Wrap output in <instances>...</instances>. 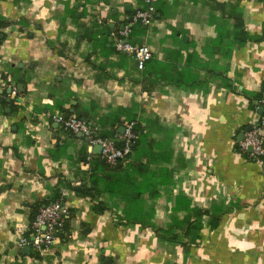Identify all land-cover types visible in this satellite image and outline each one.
<instances>
[{
	"label": "crops",
	"instance_id": "0c3cea01",
	"mask_svg": "<svg viewBox=\"0 0 264 264\" xmlns=\"http://www.w3.org/2000/svg\"><path fill=\"white\" fill-rule=\"evenodd\" d=\"M154 4L156 20L132 39L173 72L149 94L145 67L111 37L134 29L143 0H0V264H264V166L239 148L264 113V1ZM241 17L259 41L209 54ZM135 104L170 160L124 163L119 174L132 175L114 192L64 186L91 182L78 162L91 148L54 115L113 138L127 125L119 110ZM65 187L57 244L25 252L38 208Z\"/></svg>",
	"mask_w": 264,
	"mask_h": 264
},
{
	"label": "built area",
	"instance_id": "2783aa9c",
	"mask_svg": "<svg viewBox=\"0 0 264 264\" xmlns=\"http://www.w3.org/2000/svg\"><path fill=\"white\" fill-rule=\"evenodd\" d=\"M144 6L136 10L134 20L145 24H152L156 20V0H143ZM247 3H256L264 0H244ZM133 31L132 24H126L121 29L111 32L114 47L117 52L129 54L140 68H144L147 61L152 58L153 53L147 44H134L129 40ZM54 120L67 132L82 134L88 138V145L91 148L89 158L94 154L92 148L100 145L102 150L101 158L110 166H116L126 162L133 152V145L136 141L134 123L125 126L123 133L113 138H105L99 135L97 127L89 125L80 118L58 113ZM240 150L248 153L249 158L264 166V116H260L257 126L249 131L245 138L239 143ZM68 188H63L60 200L41 205L31 222V238L22 236L18 242L19 247L32 246L36 252L48 251L54 247L59 238L65 217L68 212V205L65 197L68 195Z\"/></svg>",
	"mask_w": 264,
	"mask_h": 264
},
{
	"label": "trees",
	"instance_id": "16d2710c",
	"mask_svg": "<svg viewBox=\"0 0 264 264\" xmlns=\"http://www.w3.org/2000/svg\"><path fill=\"white\" fill-rule=\"evenodd\" d=\"M239 1L242 2L244 0H239ZM4 23L0 19V25H4ZM145 31H146V24L137 21V25H135L131 35L128 38L134 44H138V41L133 40L132 38L135 37V35L137 34L142 35L143 33H145ZM226 38H229V40L224 42ZM256 40L259 41V38L250 35V33L245 29V22L243 17H241L238 22L236 21L234 31H230V34L227 33L223 34L220 32L219 36L215 40H213L206 47L205 50H207L209 54H211L212 52L213 53L216 52L215 49L228 54L229 51L232 50L235 45L239 44L243 46L246 45L248 42L256 41ZM191 65H192V61L189 58V64L187 65V67H190ZM172 72H173V61L170 63H163L153 57L149 59L145 65V71H144L145 74L143 78V84L145 85V89H146L145 91H147L149 94L153 93L154 85H156L161 79H166L171 81L170 74ZM245 94L248 95V97H250L251 99L256 97L254 93H250L248 91H246ZM119 111L123 115L128 116L126 121L127 125L134 123V132L137 137L133 145V152L129 157V159L126 162H124L125 164H127L128 162L130 163L132 160L142 161V159H146V162L143 163L144 165H148V163L150 162L170 160V158L167 156L166 153L156 152L152 150L154 141L150 137V134L146 126H144L143 123L140 120H138V111H139L138 104L133 105L132 108L130 109L121 108ZM128 112H131L133 114L132 115L128 114ZM262 116H264V113L262 114ZM99 135L101 137L107 138V136L103 135L102 133L100 134V132ZM88 156L89 154L86 151H84L83 154L80 156L78 162L80 165H85L89 167L87 169V177L88 179L91 180V182L76 186L72 182L63 181L64 186L76 190L77 193H79L80 195L92 197L99 194L100 191L114 192V189L116 188H119L121 190V182L125 181L127 177H131L132 175L129 172H128L129 174H125V175L119 174L120 169L122 168V165L124 163H120L116 166H110L101 158L100 154H98L96 157L90 160ZM99 184H102V186H99ZM136 190L139 191L138 187H136ZM60 198H61V193H56L55 197L51 200V202L60 200ZM93 210L101 212L105 210V206L95 205L93 207ZM33 255L38 256V252L34 251Z\"/></svg>",
	"mask_w": 264,
	"mask_h": 264
},
{
	"label": "water",
	"instance_id": "95a60500",
	"mask_svg": "<svg viewBox=\"0 0 264 264\" xmlns=\"http://www.w3.org/2000/svg\"><path fill=\"white\" fill-rule=\"evenodd\" d=\"M130 20L131 21H133L134 20V16H132L131 18H130ZM121 28H123V27H121ZM12 88H10L8 91H9V93H12ZM124 130H125V127L123 128V132H124ZM80 136H82V134H79ZM83 137V136H82ZM86 141L87 142H89V139L88 138H86ZM101 150H102V148H101V146L100 145H95V151L96 152H98L99 154L101 153ZM24 251L25 252H27V251H29V247L28 246H25L24 248Z\"/></svg>",
	"mask_w": 264,
	"mask_h": 264
}]
</instances>
